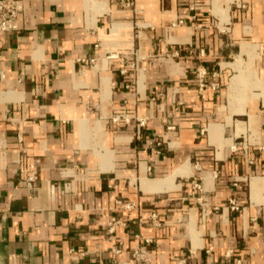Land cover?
Listing matches in <instances>:
<instances>
[{
    "label": "crops",
    "instance_id": "crops-1",
    "mask_svg": "<svg viewBox=\"0 0 264 264\" xmlns=\"http://www.w3.org/2000/svg\"><path fill=\"white\" fill-rule=\"evenodd\" d=\"M18 1L20 30L0 33V264H264V97L224 88L249 56L264 80V0Z\"/></svg>",
    "mask_w": 264,
    "mask_h": 264
},
{
    "label": "built area",
    "instance_id": "built-area-1",
    "mask_svg": "<svg viewBox=\"0 0 264 264\" xmlns=\"http://www.w3.org/2000/svg\"><path fill=\"white\" fill-rule=\"evenodd\" d=\"M127 5H130V4H127ZM22 10H23V4L21 1H18V0H0V33H12V32H17L20 30L19 16H20ZM180 22L182 23V21H180ZM133 54H135V52H133ZM108 58L109 59H122L123 60V57L117 53H109ZM90 62L92 64H94L96 62V59H92ZM133 68L138 69L137 62L133 65ZM122 74H124V75L127 74V71L123 70ZM197 78H198L199 85H200L201 89L208 87V85H209L208 84V71L206 68L201 67L198 69ZM135 85H136V83L134 81H132L131 83H129L127 85V89H133L135 87ZM181 106H182V104L178 103V107H181ZM177 110H178V108H177ZM114 120L115 121L124 120L126 123H130L131 120H133V119L130 118L129 116H127L126 114H120ZM134 120L136 121L137 126H138L137 137L141 138V129L146 127L148 119L135 117ZM168 130L174 131L175 127H169ZM155 144L158 147L162 146V142H160V141L155 142ZM261 149L264 150V146H262ZM232 150L236 151L237 147L233 146ZM25 182H26V185L28 188H30L32 190L38 189L37 178L35 175H33V174L28 175L25 179ZM118 203L122 205V202H118ZM122 206L126 207L127 209H132L135 207V204L134 203H130V204L128 203V204L122 205ZM232 210H239V207L235 203H232ZM152 218L156 219V215H153ZM120 224H121V222L119 220H117L116 218H112L111 221L109 222V231L111 233L115 232L116 226L120 225ZM156 225H158V224H156ZM145 242H146V244H150L152 242V240H146ZM116 253L120 254L121 249H118L116 251ZM133 257L137 261H142V262L146 261V259L148 257V253H147L146 248L142 247V246H138L133 251Z\"/></svg>",
    "mask_w": 264,
    "mask_h": 264
},
{
    "label": "rangeland",
    "instance_id": "rangeland-1",
    "mask_svg": "<svg viewBox=\"0 0 264 264\" xmlns=\"http://www.w3.org/2000/svg\"><path fill=\"white\" fill-rule=\"evenodd\" d=\"M218 0H215V4L217 5ZM212 28L214 31L226 34V35H232L233 33V27L234 25H224L220 21H215L212 23ZM211 27V26H210ZM259 56L254 58L253 65L249 62L252 61L249 56L248 58L239 59V63L242 64L241 70H232L228 68L227 76H226V85L224 88L227 90H231L230 92L233 93L234 96L237 98H245L246 97H252L255 99V97H259V100L261 101L264 97V80L259 76L258 71L255 68V61ZM232 62L235 61L234 59L231 60ZM240 79V85L236 87H232V85L237 84L238 79ZM229 84V85H228ZM232 87V88H231ZM238 95L240 97H238ZM233 96V97H234ZM249 188V186H248Z\"/></svg>",
    "mask_w": 264,
    "mask_h": 264
},
{
    "label": "bare ground",
    "instance_id": "bare-ground-1",
    "mask_svg": "<svg viewBox=\"0 0 264 264\" xmlns=\"http://www.w3.org/2000/svg\"><path fill=\"white\" fill-rule=\"evenodd\" d=\"M234 67H236V65ZM216 128L218 130L221 127L217 126ZM262 185L264 186V179H254L253 190L255 191L256 189L260 188Z\"/></svg>",
    "mask_w": 264,
    "mask_h": 264
}]
</instances>
